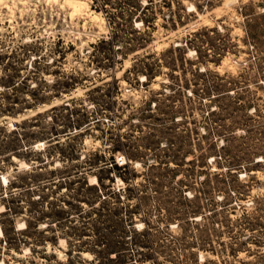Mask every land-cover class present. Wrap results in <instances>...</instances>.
Returning <instances> with one entry per match:
<instances>
[{
    "label": "rangeland",
    "instance_id": "rangeland-1",
    "mask_svg": "<svg viewBox=\"0 0 264 264\" xmlns=\"http://www.w3.org/2000/svg\"><path fill=\"white\" fill-rule=\"evenodd\" d=\"M89 3L0 10V262L264 264V0Z\"/></svg>",
    "mask_w": 264,
    "mask_h": 264
},
{
    "label": "bare ground",
    "instance_id": "bare-ground-1",
    "mask_svg": "<svg viewBox=\"0 0 264 264\" xmlns=\"http://www.w3.org/2000/svg\"><path fill=\"white\" fill-rule=\"evenodd\" d=\"M49 4H57L61 9L67 10L69 13V17L71 21L75 22L79 19H84L85 24L84 28H87L88 20L91 19L92 22H96L98 24V28L100 31H104V18L102 17V14L95 11L90 6V0H47ZM238 1V0H235ZM22 5V7L19 6V3ZM12 3V4H11ZM28 5V0H0V10L2 8H6L8 10V14L11 18V20H14L16 18V11L20 10L21 14L23 15L26 11L25 8ZM194 9L195 7L192 6ZM2 15V14H1ZM87 20V21H86ZM95 40V39H93ZM143 79L145 77H142ZM42 144H39L38 147H41ZM15 161H17V158H14ZM21 165H25V163H21ZM93 182V185L99 184L98 178L94 177L91 180ZM4 182L8 184L10 180L7 177H4ZM21 226L26 227V223H22ZM0 235L4 236V231L0 229ZM0 264H6L4 260L0 262Z\"/></svg>",
    "mask_w": 264,
    "mask_h": 264
}]
</instances>
